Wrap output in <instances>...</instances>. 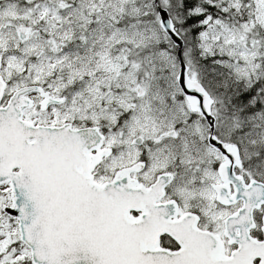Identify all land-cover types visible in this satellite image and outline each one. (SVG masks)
I'll return each instance as SVG.
<instances>
[{
	"label": "snow or ice",
	"instance_id": "obj_1",
	"mask_svg": "<svg viewBox=\"0 0 264 264\" xmlns=\"http://www.w3.org/2000/svg\"><path fill=\"white\" fill-rule=\"evenodd\" d=\"M0 264H264V0H0Z\"/></svg>",
	"mask_w": 264,
	"mask_h": 264
}]
</instances>
